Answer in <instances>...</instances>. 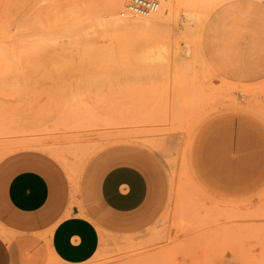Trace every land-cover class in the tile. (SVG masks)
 I'll return each mask as SVG.
<instances>
[{"label": "rangeland", "instance_id": "374dc122", "mask_svg": "<svg viewBox=\"0 0 264 264\" xmlns=\"http://www.w3.org/2000/svg\"><path fill=\"white\" fill-rule=\"evenodd\" d=\"M155 1L142 22L127 0H0V188L21 170L50 187L27 226L1 220L2 264H63L45 239L64 204L99 232L83 264H264V0ZM120 164L148 181L130 214L96 195ZM22 232L41 246L6 261Z\"/></svg>", "mask_w": 264, "mask_h": 264}, {"label": "crops", "instance_id": "0c3cea01", "mask_svg": "<svg viewBox=\"0 0 264 264\" xmlns=\"http://www.w3.org/2000/svg\"><path fill=\"white\" fill-rule=\"evenodd\" d=\"M248 7L249 5L246 4H237L229 6V10L234 13ZM213 27L212 35L219 32L218 25L213 24ZM209 60L217 72L238 77L237 73L231 72L229 66L221 60L213 57ZM148 194L149 186L145 172L130 164H120L108 169L99 179L96 188L97 199L101 206L115 214H130L137 211L147 200ZM49 198L50 187L45 176L37 171L21 170L15 173L3 188H0V222L5 220L6 214L11 213L10 215L19 217L17 224L20 228H24L27 225L23 224L21 219L33 215L39 216ZM80 212L76 205L64 204L59 213L65 216L50 224L46 235L49 253L63 264H83L93 257L99 247L100 237L96 225ZM27 233L31 236H26ZM19 236L5 245L6 261L9 258L13 259L17 251L22 248L21 243L31 242L33 245L41 246L43 241L32 232H22ZM3 258L0 250V264Z\"/></svg>", "mask_w": 264, "mask_h": 264}, {"label": "built area", "instance_id": "2783aa9c", "mask_svg": "<svg viewBox=\"0 0 264 264\" xmlns=\"http://www.w3.org/2000/svg\"><path fill=\"white\" fill-rule=\"evenodd\" d=\"M157 9V1L155 0H127L125 5L126 13L147 14Z\"/></svg>", "mask_w": 264, "mask_h": 264}, {"label": "bare ground", "instance_id": "6f19581e", "mask_svg": "<svg viewBox=\"0 0 264 264\" xmlns=\"http://www.w3.org/2000/svg\"><path fill=\"white\" fill-rule=\"evenodd\" d=\"M113 1H114V6H117V5H119V3H121L122 0H113ZM168 4H169V1H168ZM160 9H161L160 8V5H158V3H157V9L155 11H151V12H149L147 14H133V13L132 14L131 13H126V14L131 15V17L133 18L132 21H142V22H145V21H148L150 19V17L153 16V14H156L157 12H159ZM150 13H152V14H150ZM127 21H129V19H126L124 17L122 18L117 13L113 14L112 23L114 25L118 26V25L123 24V23H125ZM38 163H39V161H38Z\"/></svg>", "mask_w": 264, "mask_h": 264}]
</instances>
